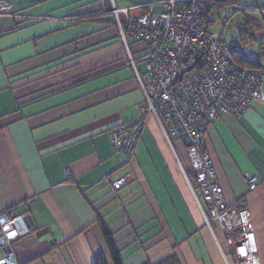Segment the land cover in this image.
<instances>
[{
	"label": "crops",
	"instance_id": "crops-1",
	"mask_svg": "<svg viewBox=\"0 0 264 264\" xmlns=\"http://www.w3.org/2000/svg\"><path fill=\"white\" fill-rule=\"evenodd\" d=\"M5 1L22 16L0 17V212L28 213L34 225L12 243L18 261L114 264L101 221L121 264H234L195 201L181 143L179 156L148 117L130 160L110 144L111 128L138 119L144 99L111 11L152 4L159 12L163 0ZM242 38L229 46L264 66L262 28ZM127 45L135 60L143 55L141 42ZM205 151L226 202L244 199L264 264V102L212 123ZM246 176L256 177L255 189ZM120 177L127 182L112 191Z\"/></svg>",
	"mask_w": 264,
	"mask_h": 264
},
{
	"label": "built area",
	"instance_id": "built-area-1",
	"mask_svg": "<svg viewBox=\"0 0 264 264\" xmlns=\"http://www.w3.org/2000/svg\"><path fill=\"white\" fill-rule=\"evenodd\" d=\"M215 0H163L164 10L152 4L135 5L111 11L125 46L129 65L143 93L140 116L109 131L115 153L130 160L136 151L141 131L152 116L169 145L185 144L195 174L190 185L204 221L215 222L229 246L234 264H261L253 223L244 199L228 204L217 180L211 155L205 151L207 128L222 116L240 117L253 102H264V68L243 66L232 60L231 47L203 25V16ZM234 12L246 7L227 4ZM251 10V8H250ZM264 16V4L251 11ZM119 11L125 15L122 22ZM132 11H138L132 15ZM14 16L10 3L0 0V17ZM229 19L224 18V22ZM132 38L144 45V69L128 50ZM264 52V50H263ZM65 173L69 170L65 168ZM127 182L120 177L110 182L116 191ZM249 190L257 186L255 176H246ZM204 204V205H203ZM34 228L28 213L10 208L0 212V264H21L12 243Z\"/></svg>",
	"mask_w": 264,
	"mask_h": 264
},
{
	"label": "rangeland",
	"instance_id": "rangeland-1",
	"mask_svg": "<svg viewBox=\"0 0 264 264\" xmlns=\"http://www.w3.org/2000/svg\"><path fill=\"white\" fill-rule=\"evenodd\" d=\"M238 3L244 6L253 5L255 3L264 4V0H238ZM160 9V8H157ZM162 9V8H161ZM231 8L226 5L220 9H213L209 15L208 19L213 20L214 22L208 26V29L214 34L216 38L221 37L228 45L231 43L241 45L242 41L245 39H241L244 35H248L250 33L257 34L261 32V28L264 31V23L262 20L261 13L257 11L246 10L245 13L247 16L255 17L254 25L251 27H247L245 23V16H243L242 12H235L234 14H230ZM228 17V21L224 22V18ZM261 25V27L259 26ZM117 26V25H116ZM247 44L245 45L246 50L255 51L256 42L253 39H247ZM144 61L142 58L136 60L137 66L139 68L143 67ZM150 118H153L150 116ZM173 146L177 151L179 156H182V152L179 148H177L176 142L173 141Z\"/></svg>",
	"mask_w": 264,
	"mask_h": 264
},
{
	"label": "trees",
	"instance_id": "trees-1",
	"mask_svg": "<svg viewBox=\"0 0 264 264\" xmlns=\"http://www.w3.org/2000/svg\"><path fill=\"white\" fill-rule=\"evenodd\" d=\"M230 3H238V0H215V2L209 6L205 12V15L203 16V25L208 28L209 25H211L214 21L211 19H208V15L209 13L213 10V9H220L224 6H226L227 4ZM142 5V4H141ZM260 5L259 3H255L253 5H249V6H245V9L240 10L242 13H245L246 10H251L254 8H258ZM239 11V12H240ZM235 12L231 9L230 14H234ZM13 14H21L19 11H14L13 10ZM13 18H15L14 16H12ZM86 18L88 19L89 17H83L81 18L82 20H86ZM228 18V17H227ZM248 36H246L245 38H247ZM259 48H263L264 50V42H262L259 45ZM264 55V52H263ZM231 56H232V60L238 64H241L243 66H248V67H252V68H264V66H262L260 64V62L258 61V59H248L245 58L243 55H241V51L236 49H232L231 48ZM141 57H138L136 60L138 61V59ZM175 142H179L183 145V148L185 150L186 153V148H185V144L183 142L180 141H175ZM187 155V154H186ZM190 164V162H189ZM185 173L191 183V185L193 186V188H195L196 186V182H195V174L193 169L191 168V165H189V168L185 170ZM100 225V229L102 231L104 240H105V244L107 246V249L109 251V254L111 256V259L113 261L114 264H121V260H120V256L118 253V250L116 249L115 243L113 241L112 235L111 233L108 231L107 227L104 225V223H102L101 221L99 222Z\"/></svg>",
	"mask_w": 264,
	"mask_h": 264
}]
</instances>
